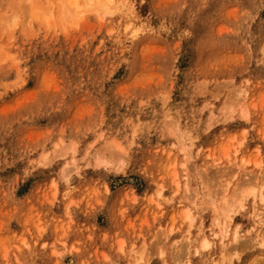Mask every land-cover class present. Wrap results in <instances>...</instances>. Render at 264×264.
Returning a JSON list of instances; mask_svg holds the SVG:
<instances>
[{
	"label": "rangeland",
	"instance_id": "374dc122",
	"mask_svg": "<svg viewBox=\"0 0 264 264\" xmlns=\"http://www.w3.org/2000/svg\"><path fill=\"white\" fill-rule=\"evenodd\" d=\"M88 1L0 0V264H264V0Z\"/></svg>",
	"mask_w": 264,
	"mask_h": 264
},
{
	"label": "bare ground",
	"instance_id": "6f19581e",
	"mask_svg": "<svg viewBox=\"0 0 264 264\" xmlns=\"http://www.w3.org/2000/svg\"><path fill=\"white\" fill-rule=\"evenodd\" d=\"M92 1L93 0H90V1H88V2H86V5H90L91 3H92ZM112 2V0H105L104 1V4H102L103 5V7L105 8V9H108L107 7L108 6H110V3ZM66 5L67 6H69V7H71V8H73V9H76L77 7H80L79 6V0H66ZM107 11H110V9L109 10H107ZM241 193V192H240ZM203 244H205L206 243V241L203 239Z\"/></svg>",
	"mask_w": 264,
	"mask_h": 264
}]
</instances>
